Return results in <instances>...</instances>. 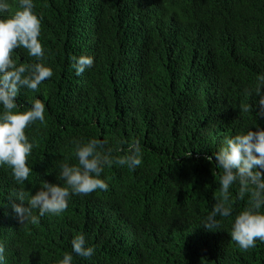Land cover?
Masks as SVG:
<instances>
[{
  "label": "trees",
  "instance_id": "obj_1",
  "mask_svg": "<svg viewBox=\"0 0 264 264\" xmlns=\"http://www.w3.org/2000/svg\"><path fill=\"white\" fill-rule=\"evenodd\" d=\"M189 1L33 0L53 75L39 91L22 89L16 98L14 111L27 110L34 98L45 103L44 123L25 129L35 142L28 165L49 171L56 183L59 163H75L73 141L89 138L109 146L123 141L122 148L137 139L142 162L135 170L105 167L107 191L72 196L59 216L34 224L13 221L17 201L7 198L17 184L0 166L5 264H59L78 233L94 255H73V264H264V243L242 252L231 240L232 217H218L221 230L200 226L218 197L221 171L205 157L225 136L264 129L255 107L240 110L255 105L258 97L245 90L264 73V0H208L227 25L221 40L233 35L219 46L221 29ZM10 5L19 8L18 0ZM191 43L203 47V56L183 52ZM81 55L94 63L76 76L70 58ZM12 56L17 65L34 62L23 49ZM230 192L235 214L247 197ZM5 214L11 220H2Z\"/></svg>",
  "mask_w": 264,
  "mask_h": 264
},
{
  "label": "clouds",
  "instance_id": "obj_2",
  "mask_svg": "<svg viewBox=\"0 0 264 264\" xmlns=\"http://www.w3.org/2000/svg\"><path fill=\"white\" fill-rule=\"evenodd\" d=\"M156 1L161 4L160 0ZM185 2H180L181 6ZM189 3L195 10L206 11L209 26L216 24L221 29L219 41L214 45L227 44L233 38L231 31L227 39L221 40L227 25L221 21L213 1L192 0ZM18 4V10L12 11L10 0H0V166L8 168L9 176L17 184V192L7 198L17 201L11 205L13 221L34 224L47 215L59 216L66 210L72 196L84 197L97 190L107 191L109 186L101 178L105 167L118 165L135 170L142 162V146L137 139L128 141L124 148L121 147L123 141L109 146L107 140L96 138H89L86 142L74 140L75 163H59L56 183H52L49 171H34L28 165L35 142L29 139L25 129L36 122L44 123L45 103L34 98L29 101L27 110L14 111L18 108L16 98L22 89L39 91L41 83L50 79L53 71L46 64L48 56L40 41L42 17L33 11V0H18ZM191 44L182 48L183 52L192 57L203 56V47ZM18 48L34 62L17 65L12 53ZM70 59L76 76L94 63L87 55ZM262 89L264 73L258 74L253 87L245 90L246 97L255 95L258 99L255 105L244 103L240 109L242 112L248 113L255 107L256 117L264 118ZM254 127L255 131L250 128L225 136L218 150L205 157L210 163L214 158L215 167L221 171L218 197L214 198L211 210L201 219L200 226L209 231L221 230V219L232 217L229 235L242 252L254 248L256 241L264 243V129ZM34 188L36 190L30 194ZM232 188L236 200L247 197L244 209L235 214ZM2 220L11 218L5 214ZM70 246L71 252H65L59 264H73V255L84 260L94 255V248L87 243L83 233L74 235ZM4 251V245L0 243V264H5Z\"/></svg>",
  "mask_w": 264,
  "mask_h": 264
}]
</instances>
